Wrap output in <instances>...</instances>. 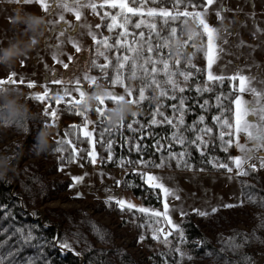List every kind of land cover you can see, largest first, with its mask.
<instances>
[{"label":"trees","instance_id":"trees-1","mask_svg":"<svg viewBox=\"0 0 264 264\" xmlns=\"http://www.w3.org/2000/svg\"><path fill=\"white\" fill-rule=\"evenodd\" d=\"M127 1L135 8L154 6L168 8L173 14L176 11L172 0H136L135 3L133 0ZM192 3L198 7L185 9V5L180 4L179 11H199L206 6L204 0H192ZM98 10L102 15L105 12L116 15L121 11L119 7L113 9L109 6L99 7ZM147 13L132 15L124 9L116 21V25L124 24V28L114 25L112 31L107 29L112 21L109 18L102 19L103 39L99 45L106 48L111 63L108 61L104 64L107 67L103 71L97 65L94 66L93 71L98 75L97 85L106 88L123 87L112 83L115 75L113 65L117 62V55L130 57L124 69L125 84L128 83L127 69L131 65L134 52L119 45H132L145 58L153 59L157 58L159 49L160 56L167 59L168 71L177 74L165 76L163 65L157 63V84L145 91L146 99L139 103H130L133 113L119 123L102 120L95 110L98 106L96 101L93 105L98 116L95 124V146L102 167L124 169V190L131 191L146 206L162 210L161 188L153 187L146 180L144 169L227 172L226 168L219 165L223 163L231 167L235 146L225 150L223 141L230 138L227 133L232 129L222 127V121L227 119L229 124L234 122L233 101L240 92L237 80L232 81L228 76H224L223 80H208V37L198 20L188 18V23L184 25L181 21L185 18L181 16L175 22L169 20L168 24H164L160 16L150 17ZM123 15L129 17L128 22L125 23ZM138 22L141 27L134 28ZM150 23L156 25L155 29H149ZM172 27L177 31L175 39L169 40ZM140 33H143V41L140 40ZM149 39L152 52L147 51ZM105 40L107 46L103 43ZM177 58L178 64L175 62ZM152 67L151 63L147 65L149 71ZM179 73H188L191 78L185 82ZM167 79L179 82L186 91L175 92V100L162 96L161 92L165 91L168 96L172 95L170 86L165 83ZM132 85L139 89L142 81L134 80ZM196 88L201 91L197 92ZM205 88L208 90L204 91ZM136 96L137 92L134 91L132 99ZM181 96L185 98L182 101L185 109L182 124L179 123V113L169 107H179ZM69 100L67 98L61 104L66 115L80 117L82 106L70 105ZM27 102L35 113L34 119L24 122L23 127L19 124L0 126L3 134L14 132L25 137L23 150L12 161V170L0 179V264H256L264 256V172L259 166H256L257 171H249L247 175L239 174L243 195L239 205L219 209L212 214H187L166 236L160 231L165 225L161 216L138 209L121 208L114 200L95 206L97 211H128L139 226L146 229L147 240L159 243L160 247L156 251L150 250L145 257L132 254L120 245L116 232L100 223L85 209H52L42 218L39 206L60 198L71 186L70 180L51 179L49 176L59 174L61 166L74 160L77 155L74 145L80 147L79 155L82 156L83 163H91V142L81 132V118L78 124L63 127L58 138L49 137L46 151H38L34 147L35 137L39 131L46 129L48 118L36 109L30 97ZM106 103L108 107H100L104 109L105 116H110L112 108L109 107L115 105L111 101ZM157 110L171 119L172 124L164 123L162 116L156 114ZM201 116L204 117L203 124L199 123ZM216 117L221 118L220 123L216 121ZM153 119L157 123L153 124ZM130 123L133 129L131 131L128 128ZM191 125H195V128L190 129ZM204 128H211V133L203 134ZM221 132L225 133L222 138ZM200 136L202 141L198 144L196 138ZM189 141L192 143H188ZM137 145L140 146L139 150ZM7 150L8 147H5L0 152ZM37 156L50 162L51 168L45 171L42 165L30 160ZM170 156L172 159H168ZM230 210L241 212L251 225L250 228L236 226L237 219L232 215H225ZM202 216L207 218L208 223L199 220ZM215 219L220 222L215 224Z\"/></svg>","mask_w":264,"mask_h":264},{"label":"rangeland","instance_id":"rangeland-1","mask_svg":"<svg viewBox=\"0 0 264 264\" xmlns=\"http://www.w3.org/2000/svg\"><path fill=\"white\" fill-rule=\"evenodd\" d=\"M62 2L67 3L69 8H73L74 0H62ZM96 2V12L100 13L98 8L101 0H96ZM119 2H125V0H117V3ZM48 3L50 9L48 13H45L43 6L36 2L16 5L5 4L7 8L4 11L7 13L9 22L19 10L34 12L45 17L47 29L33 52L22 57L14 65H0L1 78H7L9 73L14 71L27 78V81L33 82L35 87H28L27 82L25 84H5L3 86L12 87L16 91L22 92L26 99L37 94H43L46 86L56 90L62 89L66 84L69 88H72L74 87L73 82L76 80H79L80 86L91 95L99 88H102V91L123 93L124 87H99L97 85L98 75L93 71L95 65H104L109 61L106 48L97 43V41L103 39L101 27L103 15L101 13L97 15L92 9L86 7L82 9L73 8L71 11L63 10L61 3H58L57 0H48ZM126 3L128 4L127 0ZM105 6L108 5L106 4ZM128 6L132 7L129 4ZM205 7H207L206 22L210 27L216 29L211 53L213 57L210 69L212 75L223 77L244 75L246 77H254L255 81L264 79V0H214L213 4ZM138 8L141 12H148L149 9L155 8L159 10L161 7L142 6ZM76 10L81 11L79 21L75 18ZM61 11H63L64 20L71 26L70 31L67 27L64 28L63 36L59 34V29L63 26V22L59 20ZM221 17L223 18L221 19ZM50 21H55L54 28ZM76 25L80 26L76 27ZM85 25H90L91 29L85 27ZM7 29L5 33L0 34L1 47L7 46L13 39L18 38L22 32V26L17 29H13L11 26L7 27ZM93 34H95V39ZM74 44L79 45V52L76 51ZM99 53H103V55H99ZM22 60L23 64L21 63ZM65 64L68 67H64ZM86 76L95 78V84L85 79ZM56 80H60L63 83L57 84L54 82ZM237 83L239 86V79H237ZM253 86L259 87L255 83H253ZM50 96L52 97L51 99L43 102L31 98L37 110L42 111L44 114L48 113V115L45 114L48 118L46 129L50 130V138H58L63 127L78 124L82 118L81 132L90 139V158L92 161L93 157H95V163L91 162L85 165L82 161V156L79 155L80 147L74 145L75 153H77L74 160L68 165L61 166L59 174H51L49 176L51 179L70 180L71 186L60 198L39 206L38 209L42 218L52 209L67 211L85 209L92 213L94 218L100 223L116 232L118 235L116 239L120 245L132 254H139L141 257H145V254L150 250L156 251L160 247L159 243L147 240L146 229L141 228L136 219L129 215L128 211L125 213L110 212L108 209L97 211L95 206L102 202L108 203L109 198H111V201L124 200L136 206L128 208L130 210L144 208L150 213L154 211L161 212L162 215L160 216L163 218L165 225L160 231L163 236H166L175 228L173 225L178 226L187 214H212L219 209L233 207L242 202L243 195L238 179L239 170L232 164L233 170L231 172L220 173L193 170L144 169L146 180L149 175L156 177L157 181L153 183L159 182L163 184L169 192L165 196L163 189H161L162 210L146 206L140 198L122 187L124 169L106 168L100 165L99 154L95 146V124L98 116L94 112L93 106L85 108L83 106L86 102L85 100L84 103L80 104L82 106L80 117H72L66 115L65 108L61 104L67 98L70 100L78 99L79 97L76 93L73 92L71 96H64L62 91H53ZM241 96L244 101L252 99V96L247 91L243 94L240 93L238 97ZM128 99L129 97H126L125 101ZM56 100H61V102L57 104ZM104 106L108 107L107 103ZM114 107L117 108L116 106L109 108ZM52 111H57V117H51L50 113ZM85 132L90 135H86ZM24 139L23 135L15 134L14 132L3 134L0 128V150L8 147L5 152L13 157L23 150ZM239 142L241 144L246 143V136L243 133L239 135ZM257 155H260V153H257ZM237 156H241V153L235 147L234 157ZM30 160L42 165L45 171L51 168V163L42 156L33 157ZM250 163L260 167V163L256 159L251 160ZM261 169L264 172V168ZM76 177L82 179L77 182L74 179ZM165 202L168 204L166 215L164 214ZM227 214L237 219L236 226L243 229L250 228L251 225L247 223L246 217L241 212L230 210L225 212V215ZM168 218H170L171 223L168 222ZM199 220H205L208 223L205 216H202ZM215 220V224L220 222L217 219ZM205 230L209 231V229ZM134 242H137V244H134Z\"/></svg>","mask_w":264,"mask_h":264},{"label":"snow or ice","instance_id":"snow-or-ice-1","mask_svg":"<svg viewBox=\"0 0 264 264\" xmlns=\"http://www.w3.org/2000/svg\"><path fill=\"white\" fill-rule=\"evenodd\" d=\"M13 3L17 4H28V3H39L43 6V10L45 13H48L50 11L49 9V3L48 0H11ZM58 3H61V8L63 10H68L71 11L73 8L76 9H82V8H90L93 10V12L97 15H100V13L96 12L97 8V2L96 0H74L73 2V8H69V5L67 3H63L62 0H57ZM135 3L136 0H133ZM174 8H176L175 14H173V11L166 9L164 7H161L159 10L153 8L148 10V16L150 17H155V16H160L163 20L164 24H168L169 20L175 22L178 20L181 16H183L185 19L181 21L182 24L186 25L188 23V18H192L194 20H198V23L202 26L203 32L207 35L208 37V45H207V54H208V73L207 77L209 81H216V80H223V76H214L212 75L210 69L211 65L213 63V57H212V49H213V39H214V34L216 32V29L213 27H210L208 23L206 22V15H207V7H205L202 11H179L178 6L180 4L185 5V9L191 7L193 9L197 8L198 6L192 3V0H172ZM214 0H204V3L206 6H210L213 4ZM108 5L110 8H118L121 10L119 13L116 15H111L108 12H105L103 14V18H109L112 23L107 25L108 31H112L114 25H116L117 21V16L123 14V10L126 9L127 13H131L132 15H141V11L139 8H133L129 7L128 4L125 2H119L117 3V0H101L99 7L103 8L105 5ZM55 15V13H53ZM217 15H219L217 13ZM81 17V11L76 10L75 11V18L77 21L80 20ZM223 17H221L222 19ZM123 19L126 22H128L129 17L127 15H123ZM59 20L63 22V26L59 29V34L61 36L64 35V28L67 27L69 31L71 30V26L67 24V21L64 20V15L63 11L60 12L59 14ZM50 23L53 24V28L55 27V21H50ZM80 25H76V27H79ZM121 28H124V24H119L116 25ZM85 27H88L91 29L90 25H85ZM141 23H136L134 25V28H140ZM149 29H155L156 25L154 23H150L148 25ZM177 29L175 27H172L170 29L169 33V40H174L175 39V34H176ZM124 34H127V29L125 28ZM119 35V34H118ZM140 40L143 41V33H140ZM156 35H159V33H156ZM93 38L95 39V34H93ZM224 42V41H222ZM97 43H101V41H97ZM105 46H107L106 40L103 41ZM147 44L149 47L147 48L148 52H152V48L150 46L151 41H147ZM120 47H125L127 48L128 51H133L134 55L131 58L132 62L131 65L127 69V81L128 83L125 84V72L124 69L126 67L127 62L129 61L130 57L128 55H117L115 57L116 59V64L113 65V71L115 73L114 78L112 83L113 84H119L124 87V92L123 93H115L114 91H102L101 94H99L96 97L97 101V108L95 109L97 113L101 116L102 120H110V116H105L104 114V109L100 106H104L106 104V101H111L113 104L120 105L123 101H125L126 97H129L128 102L129 103H139L140 101H143L146 99L145 97V91H147L149 88L153 87L154 85L157 84V81L155 79L156 76V67L155 65L157 63H160L163 65L162 71L164 72L165 76L171 77L176 75L177 73H173L168 71L169 65L167 62V59L163 56H160L159 54V49H157V58L153 59L152 57H147L145 58L143 56V53L139 49H133L132 45H119ZM74 47L76 48V51H80L79 45L74 44ZM143 45H141V48ZM99 55H103V53H99ZM107 59V57H105ZM171 58V56H169ZM60 62V61H58ZM176 64L179 63V59H176ZM23 64V60L21 61ZM111 61H109V64ZM151 63L153 65L151 71L148 70L147 65ZM64 67H68L67 64L64 65ZM97 67H100L101 70L103 71L104 68L107 67V65H97ZM181 76L184 77L185 82L190 79V74L188 73H179ZM85 79H88L91 81L92 84H95V78L92 77H85ZM141 80L142 85L139 87V89H135L132 85V81L134 80ZM232 81H235L239 79V86H238V91L243 94L245 91H247L251 96L252 99L250 101H244L241 97L235 98L233 101L235 108L233 110V120L234 122L232 124H229V121L227 119H224L222 121V127L225 128H231L232 131H229L227 135L230 137L227 141H223L225 150L228 147L235 146L237 149H239L241 156L233 157L231 158V163L234 165L236 169L239 170V174L242 175H247L249 174V171H257L258 169L256 168L255 164L250 163L251 160L256 159L260 163V168H264V79H261L259 81H255L254 77H246L244 75L240 76H231L229 78ZM27 82V86L32 88L35 87V84L33 82L27 81V78L22 77L20 74L11 71L8 75L7 78H0V86H3L5 84H25ZM57 84H62L63 82L60 80L54 81ZM74 87L69 88L68 85H64L62 89H56L52 90L46 86V90L43 94H37L34 95L33 99L38 100V101H45L48 99H51L52 97L50 96V93L53 91H62L64 96H71V94L74 92L78 95V99H73L69 100L70 105L74 106H79L80 104L84 103L85 100L90 98L92 95L90 93H87L86 90H84L80 86V81L76 80L73 82ZM165 83L170 86L172 95L168 96L167 91L161 92L162 96H166L167 98L170 99H177L175 96V92L179 91L181 93L185 92L186 89L182 86H180L179 82L172 80V79H167L165 80ZM253 83L258 84L259 87L253 86ZM197 92L201 91V89L196 88L195 89ZM208 89L205 88L204 91H207ZM137 92V96L135 99H132L133 92ZM185 98L181 96L179 98L178 104L179 107L170 105L169 107H172L173 110L177 113H179V123H183V113L185 109L183 108L182 101ZM61 100H56V103L59 104ZM51 107V105H49ZM48 115V113H45ZM80 114V113H78ZM157 115L162 116V120L164 123L172 124V120L169 119L168 117H164L162 113H159L157 110L156 112ZM51 117L55 118L57 117V111H52L50 113ZM251 117V119H249ZM216 121L218 123L221 122L220 117H216ZM153 124L157 123L156 120L153 119L152 121ZM199 123L203 124L204 123V117L201 116L199 118ZM122 126V124L120 125ZM129 130L132 129L131 123L128 125ZM190 129L195 128V125L189 126ZM203 134H209L211 133V128H204ZM243 133L246 136V143L241 144L239 142V135ZM86 135H90L88 132H85ZM225 135L224 132L220 133L221 138ZM202 141V136L196 138V142L199 144ZM188 143H192V141H189ZM139 145L136 146L137 150H139ZM257 153H260V155H257ZM168 159H172V157H168ZM92 163H95V157H93ZM185 165L187 164V161L184 162ZM155 166V165H154ZM220 167L226 168L228 172H231L233 169L232 167H228V165L221 163L219 165ZM247 169V170H246ZM77 182H79L82 178L76 177ZM147 181L149 183H152L153 187L156 188H161L163 189L165 196L169 194L168 189L163 186V184L157 181V178L154 176H147ZM109 202H111V198H109ZM118 206L121 208L127 206L128 208H134L136 207L135 205L131 204L130 202H126L124 200H117L115 201ZM164 209L165 212L164 214L166 215L167 209H168V204L167 202L164 203ZM141 212L147 211V209L140 208L139 209ZM154 215L160 216L162 215L161 212H153ZM168 222L171 223L170 218H168ZM173 227H176L173 225ZM179 231V229H178ZM155 238V237H154ZM62 247L64 245H61Z\"/></svg>","mask_w":264,"mask_h":264},{"label":"clouds","instance_id":"clouds-1","mask_svg":"<svg viewBox=\"0 0 264 264\" xmlns=\"http://www.w3.org/2000/svg\"><path fill=\"white\" fill-rule=\"evenodd\" d=\"M13 29L22 26L21 35L13 39L7 46L0 47V65L10 66L16 64L22 57L29 55L40 43V38L45 34L47 21L42 14L19 10L11 18ZM102 88L86 100L85 108H90L96 102V97L101 94ZM133 113V107L128 101H123L118 108L110 110V120L113 124L125 120ZM35 118L25 95L12 87L0 86V126L19 124ZM50 130L42 129L35 137L34 147L38 151H46L49 147ZM14 157L6 152H0V179H3L13 168Z\"/></svg>","mask_w":264,"mask_h":264},{"label":"crops","instance_id":"crops-1","mask_svg":"<svg viewBox=\"0 0 264 264\" xmlns=\"http://www.w3.org/2000/svg\"><path fill=\"white\" fill-rule=\"evenodd\" d=\"M6 3H10V5L17 4V3L11 2V0H0V34L5 33L8 30L7 27H11V24L8 21L7 13H5L4 11L7 8L5 7ZM0 41H1V36H0ZM1 45L2 43H0V47Z\"/></svg>","mask_w":264,"mask_h":264},{"label":"water","instance_id":"water-1","mask_svg":"<svg viewBox=\"0 0 264 264\" xmlns=\"http://www.w3.org/2000/svg\"><path fill=\"white\" fill-rule=\"evenodd\" d=\"M256 264H264V256L261 257Z\"/></svg>","mask_w":264,"mask_h":264}]
</instances>
